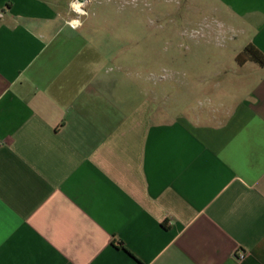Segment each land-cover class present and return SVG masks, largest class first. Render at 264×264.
<instances>
[{"label":"crops","instance_id":"1","mask_svg":"<svg viewBox=\"0 0 264 264\" xmlns=\"http://www.w3.org/2000/svg\"><path fill=\"white\" fill-rule=\"evenodd\" d=\"M217 3L264 56V0ZM70 12L0 0V264H264V67L168 118Z\"/></svg>","mask_w":264,"mask_h":264},{"label":"rangeland","instance_id":"2","mask_svg":"<svg viewBox=\"0 0 264 264\" xmlns=\"http://www.w3.org/2000/svg\"><path fill=\"white\" fill-rule=\"evenodd\" d=\"M53 1L70 10L76 0ZM217 8V0H91L80 19L96 26L95 46L116 56L111 67L128 71L170 118L239 98V34Z\"/></svg>","mask_w":264,"mask_h":264},{"label":"trees","instance_id":"3","mask_svg":"<svg viewBox=\"0 0 264 264\" xmlns=\"http://www.w3.org/2000/svg\"><path fill=\"white\" fill-rule=\"evenodd\" d=\"M237 66H243L247 62L255 63L260 67H264V56L260 54L252 46L244 47L234 59Z\"/></svg>","mask_w":264,"mask_h":264},{"label":"built area","instance_id":"4","mask_svg":"<svg viewBox=\"0 0 264 264\" xmlns=\"http://www.w3.org/2000/svg\"><path fill=\"white\" fill-rule=\"evenodd\" d=\"M71 12L75 15V18L70 19L67 22V25L72 28H78L81 25V19L80 17L86 16L87 12L84 10L83 3H79L77 0L75 3H71L70 5ZM245 259V254L244 253H238L237 256L235 257L236 261H242Z\"/></svg>","mask_w":264,"mask_h":264},{"label":"water","instance_id":"5","mask_svg":"<svg viewBox=\"0 0 264 264\" xmlns=\"http://www.w3.org/2000/svg\"><path fill=\"white\" fill-rule=\"evenodd\" d=\"M79 3H84L86 0H77Z\"/></svg>","mask_w":264,"mask_h":264}]
</instances>
